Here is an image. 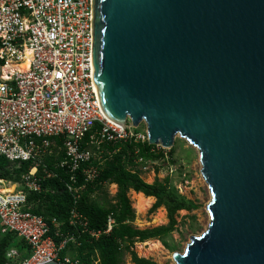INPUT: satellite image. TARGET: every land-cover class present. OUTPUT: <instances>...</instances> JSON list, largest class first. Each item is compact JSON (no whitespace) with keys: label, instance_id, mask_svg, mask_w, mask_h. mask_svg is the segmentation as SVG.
Returning <instances> with one entry per match:
<instances>
[{"label":"water","instance_id":"water-1","mask_svg":"<svg viewBox=\"0 0 264 264\" xmlns=\"http://www.w3.org/2000/svg\"><path fill=\"white\" fill-rule=\"evenodd\" d=\"M90 30L104 115L198 151L210 220L174 263L264 264V0H92Z\"/></svg>","mask_w":264,"mask_h":264},{"label":"built area","instance_id":"built-area-1","mask_svg":"<svg viewBox=\"0 0 264 264\" xmlns=\"http://www.w3.org/2000/svg\"><path fill=\"white\" fill-rule=\"evenodd\" d=\"M91 9L92 0H0V160L32 164L19 183L0 180V190L15 188L0 195V235L20 242L5 253V264H83L61 253L68 244L78 247L81 235L96 240L115 226L109 215L103 231H90L76 207L111 156L102 145L147 141L146 128L115 124L101 109L91 68ZM29 56L28 71L20 72ZM60 150L63 160L54 169L68 176L74 203L68 215L74 232L65 235L56 219L28 211L29 195L54 178L44 159Z\"/></svg>","mask_w":264,"mask_h":264},{"label":"trees","instance_id":"trees-1","mask_svg":"<svg viewBox=\"0 0 264 264\" xmlns=\"http://www.w3.org/2000/svg\"><path fill=\"white\" fill-rule=\"evenodd\" d=\"M102 149L110 152L111 156L106 158L97 182L88 186L81 194L76 207L78 212L86 218L87 228L90 231H103L109 215L113 217L115 226L108 235H101L96 240L87 237V235H81L77 238L79 246L74 247L73 244H68L61 253V257L73 254L72 258L83 264H93L96 260L99 264H122L123 253L130 252L132 264H154L137 258L130 251L132 246L135 243L151 240L161 241L163 237L174 231L176 214L180 211H191L195 207L184 198L178 197L173 191H169L166 185L167 181L145 184L139 175L131 170L147 161L164 159V152L157 151L156 146H151L145 141L136 144L130 142L102 145ZM169 153L168 157L171 158L173 149ZM61 160H63L61 150L56 156L44 159L43 163L49 171L54 173V178L42 181L41 193L29 195L28 201L31 206L28 211L34 215L42 216L45 220L56 219L61 224V232L65 235L74 232V229L68 227V215L74 203L65 187L68 176L65 171L54 169V164ZM31 167V163L11 164L0 160V180L19 183L21 176L27 174ZM39 174L40 169L38 170ZM4 185V182H0V186ZM103 185H116L117 194L113 205L105 206L92 201L91 196ZM129 190L136 194H142L146 198L155 199L152 210L160 207L166 210L167 226L142 231L134 229L131 226L135 218L134 212L126 196ZM12 247H20V242L16 237L11 234L0 235V264H5V253Z\"/></svg>","mask_w":264,"mask_h":264},{"label":"rangeland","instance_id":"rangeland-1","mask_svg":"<svg viewBox=\"0 0 264 264\" xmlns=\"http://www.w3.org/2000/svg\"><path fill=\"white\" fill-rule=\"evenodd\" d=\"M137 131L141 133L145 131L144 123H140L137 126ZM171 149H173V153L171 158H169V151ZM171 149L164 150L160 146H156L157 151L164 152V159L147 161L131 169L139 175L145 184L150 185L154 182L164 183L167 181L166 185L169 191H173L178 197L184 198L195 207L191 211H180L176 214L174 231L163 237L161 241L155 240L160 246L158 248L154 247V251H150L148 255L140 257L137 254L136 244L143 243H135L132 246L130 251L137 258L150 261L154 264H175L173 256L175 254L182 255L190 239L200 236L205 231L210 220L207 211L210 194L205 181H202L203 178L200 173L201 165L198 159L197 149L179 136L174 137ZM105 155L107 154L105 153ZM8 191H14V188L12 187ZM133 193V191L129 190L126 196L134 212L135 218L131 223L134 229L142 231L167 226L168 219L166 210L163 207L154 211L152 210L155 199H153L154 201L149 208L143 212H138L134 209ZM116 194V185H103L99 191L91 196V199L98 204L109 206L115 203L114 199ZM149 248L144 247L143 250L146 251ZM129 253H123L122 264H132ZM70 257H73V254H70Z\"/></svg>","mask_w":264,"mask_h":264},{"label":"bare ground","instance_id":"bare-ground-1","mask_svg":"<svg viewBox=\"0 0 264 264\" xmlns=\"http://www.w3.org/2000/svg\"><path fill=\"white\" fill-rule=\"evenodd\" d=\"M30 63H31V57L29 56L28 60L21 65L20 67H18V70L20 72H26L28 71L29 67H30ZM199 159V158H198ZM202 181H204V179H202ZM14 191H8L7 189L4 190H0V195H6V194H11ZM210 194V191H209ZM134 195V209L138 212H143L145 211L147 208H149V206L153 203V198H146L144 197L142 194H136L133 193ZM209 218V217H208ZM137 246V254L140 257H143V255H148L150 253V251H154V247H159V243L157 241H147L144 242L143 244H136ZM152 245V246H151ZM144 247H150L148 250L144 251L143 248Z\"/></svg>","mask_w":264,"mask_h":264}]
</instances>
